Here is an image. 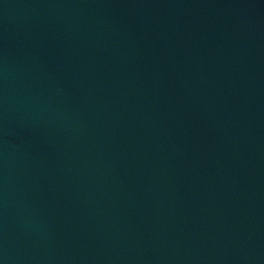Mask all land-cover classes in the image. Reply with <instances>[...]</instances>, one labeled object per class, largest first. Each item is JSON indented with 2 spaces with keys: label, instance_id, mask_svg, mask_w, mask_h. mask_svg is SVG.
<instances>
[{
  "label": "water",
  "instance_id": "obj_1",
  "mask_svg": "<svg viewBox=\"0 0 264 264\" xmlns=\"http://www.w3.org/2000/svg\"><path fill=\"white\" fill-rule=\"evenodd\" d=\"M0 264H264V0H0Z\"/></svg>",
  "mask_w": 264,
  "mask_h": 264
}]
</instances>
